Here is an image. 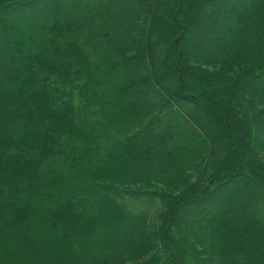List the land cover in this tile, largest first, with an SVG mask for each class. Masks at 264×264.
I'll use <instances>...</instances> for the list:
<instances>
[{"label": "trees", "instance_id": "trees-1", "mask_svg": "<svg viewBox=\"0 0 264 264\" xmlns=\"http://www.w3.org/2000/svg\"><path fill=\"white\" fill-rule=\"evenodd\" d=\"M43 1L0 0V264H264V0Z\"/></svg>", "mask_w": 264, "mask_h": 264}, {"label": "rangeland", "instance_id": "rangeland-1", "mask_svg": "<svg viewBox=\"0 0 264 264\" xmlns=\"http://www.w3.org/2000/svg\"><path fill=\"white\" fill-rule=\"evenodd\" d=\"M48 2H49V0H46L45 2L43 1V3L40 2V6L39 7L41 8L44 3H48ZM213 35H215V37H218V36H221L222 34L221 33H216V34L214 33ZM185 38L188 39V36H185ZM201 53L203 54V53H206V52L204 51V52H201ZM261 135L262 134L260 133V136ZM263 137H264V135H263ZM249 182H251V181H249ZM257 190L259 191V188L258 187H257ZM242 205H243V202L241 201L240 204H239V206L236 208V210H238V208L241 209V206ZM236 210H235V212H236ZM227 211H228L227 213H229V212L231 213V211H229V210H227ZM205 230H206V228H205ZM186 264H199V263H198L197 259L192 255V256H189L188 257V260H187V263Z\"/></svg>", "mask_w": 264, "mask_h": 264}]
</instances>
